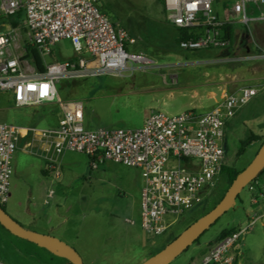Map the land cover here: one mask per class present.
Segmentation results:
<instances>
[{"label": "rangeland", "instance_id": "374dc122", "mask_svg": "<svg viewBox=\"0 0 264 264\" xmlns=\"http://www.w3.org/2000/svg\"><path fill=\"white\" fill-rule=\"evenodd\" d=\"M231 1L215 0L214 12L224 9ZM100 7L111 21L136 38L137 44L129 47L128 52L146 53L156 63V67L147 71L132 73L129 70L124 75L147 76L156 87L139 92L141 78L137 80L134 94L119 98L117 91L124 88L125 82L110 83L107 75L60 80L57 85L60 100H81L86 109V124L92 125L94 130L139 129L150 109L168 114L200 110L208 106V102L203 101L207 97L219 101L225 94L241 87L264 83L260 79L264 76V61H236L239 56H244L248 42L237 52L229 48L187 52L175 47L168 28L163 25L166 14L158 0H101ZM248 12L258 16L264 13V6H249ZM249 27L252 28L253 23ZM21 34L26 47L28 41L24 27ZM78 56L80 54L72 43L63 40L54 48V55L46 60L63 63ZM130 97L133 101L125 103L124 99ZM5 98L6 95L0 92V107ZM4 122L29 125L24 110L19 109L0 111V123ZM253 136L257 139L240 154L242 144ZM263 138L264 89L228 127L224 166L244 171L260 151ZM31 159L29 155H23L18 166L14 160L10 199L2 206L28 230L32 228L36 230L34 232L45 234L53 226L52 235H45L56 237L74 248L84 264L145 263L164 250L171 238L180 236L194 220L213 210L231 186L227 176L221 174L214 186L203 193L199 205L181 218L167 217L168 222L177 221L167 233L152 236L142 228L141 170L113 162L93 168L87 156L72 153L69 154L72 166L61 169L62 177L56 180L44 178L38 168L30 164ZM261 178L264 179V174ZM32 188L34 195L30 194ZM52 189L54 198L46 204V194ZM30 214L37 217L32 226L26 223ZM44 218L49 219V225ZM256 218V223L239 241L234 256L237 264H264V202L254 204L247 188L241 192L233 208L171 264L200 263L218 243L224 230L247 228ZM0 264L71 263L14 236L0 224Z\"/></svg>", "mask_w": 264, "mask_h": 264}, {"label": "built area", "instance_id": "2783aa9c", "mask_svg": "<svg viewBox=\"0 0 264 264\" xmlns=\"http://www.w3.org/2000/svg\"><path fill=\"white\" fill-rule=\"evenodd\" d=\"M167 21L176 28L189 30L196 38L182 40L183 51L228 49L226 24L249 27L264 21L248 12L249 6H264V0H235L229 19L214 12L215 0H164ZM101 0H0V15L13 17L24 13L28 42L37 46L43 59L54 55L63 40L70 41L80 54L74 61L47 64L44 74L31 72L28 60L12 56L13 33L0 35V92L12 96L18 108L58 102L63 115L57 129L20 127L0 123V205L8 203L13 162L21 138L31 135L27 148L47 162V171L59 179L61 158L78 153L98 168L106 162L142 171L141 219L143 230L161 236L202 201L222 173L225 140L230 122L264 89V85L245 86L221 97L207 111L189 110L177 115L152 110L142 128L135 130H87L85 110L80 101L59 99L60 80H77L110 75L123 77L126 71H147L156 67L146 53L132 54L137 44L126 29L102 12ZM253 50L238 62L264 61V47L252 40ZM131 66V67H130ZM36 148V150H35ZM254 204L264 202V179L257 177L246 187ZM52 189L46 204L54 198ZM240 229L218 242L198 264H234V248L244 233L256 223Z\"/></svg>", "mask_w": 264, "mask_h": 264}, {"label": "crops", "instance_id": "0c3cea01", "mask_svg": "<svg viewBox=\"0 0 264 264\" xmlns=\"http://www.w3.org/2000/svg\"><path fill=\"white\" fill-rule=\"evenodd\" d=\"M233 1H235V0H233ZM233 1L226 4L224 9H222L220 11H218V10L215 11V14L219 17V19L224 20V21L229 19L230 5ZM260 6H263V5H259L258 7H260ZM253 15H255V14H253ZM262 15H264V13H261L257 17H261ZM257 22H259V21L253 22V24H255ZM163 25H164V27H166V29L168 28L172 39H175L177 36V31L174 28V26L171 25L167 21V18L165 19V22L163 23ZM235 25L236 26L234 29V36H233V40H232V43H231V46L229 49L232 52H237L243 47L244 44H246L248 42L249 45L247 47H245V51H244V55H246L250 51L253 50L251 43H252L253 39L255 40V35L253 34L251 27H246V26L241 25V24H235ZM22 27H24V26H21L17 29L12 28V26L10 25V23L7 19H3L0 22V34H2V35L7 34V33H13L14 34L15 42H14L13 47H11V49H10V54L12 56L21 57L25 53V44L24 43L26 41L24 40V36L21 34V28ZM26 37H27V41H28L27 33H26ZM69 61H71V60H69ZM45 63L51 64L46 59H45ZM29 65L31 66V72H33L35 74H40L39 72L36 71V69L33 65H31L30 63H29ZM107 76L110 78L109 79L110 83L125 82L124 88H121L117 91L119 93L118 94L119 98H121L122 96H128V95L134 94L136 92L135 87L138 85L137 80L141 79V78H142L143 82H141V84H140L141 87L139 88V92H141V91L147 92V91L151 90L153 87H156V84L150 83L147 76H142V77L137 76V75H131V76L130 75H126V76L124 75L123 77H116V76H110V75H107ZM260 79L264 80V76H263V78H260ZM260 85H264V83H262V84L258 83L257 85H252V86H260ZM101 91H102V89H100L99 92H101ZM3 94L6 95V98L4 99L5 101H4L3 105L0 107V111L7 112L10 110H15V109L24 110V114L26 116V119L28 120L29 125L28 126L20 125V127H36V128H40V129H57L59 127L63 112H62L61 106L58 102L47 103V104H44L41 106H31V107L18 108L15 106L14 100L10 94H8V93H3ZM65 101H80V102H82L81 100H78V99H66L62 102H65ZM128 101H133V99L131 97L124 99L125 103H128ZM203 101L208 102V106H206V108H202V109L199 108L200 110H197V111L207 112V111L213 109L216 106V103L218 102V100L214 101V99H212V97H207ZM57 104L59 105L58 108L55 107V105H57ZM84 110H85V116H86L85 107H84ZM152 110H156V109H150V112ZM150 112H149V114H150ZM180 113H183V112H180ZM180 113H177V114H180ZM149 114L144 119L143 124L145 123V120L147 119ZM177 114H171V115H177ZM233 120L230 122L229 126H231V124L233 123ZM4 123H6V122H4ZM6 124H11V123H6ZM11 125H15V124H11ZM17 126H19V125H17ZM91 126L92 125H90V124H89V126L86 124V118H85V128L87 130L92 131L94 129H92ZM30 140H31V135L20 139V141L18 143V149H17V152L15 154V163L17 162V166H18L19 162H22L21 159H22L23 155H29L30 158H32L30 160V164H32L33 166L35 165L38 168V171L42 174V176L44 178L50 177V178L55 179L46 169L47 162L40 155H38L36 153H31L28 150L27 144L30 142ZM35 150H36V148H35ZM69 154H72V153H65L61 158V169L62 170L70 169V166H72L69 162ZM61 177H62V175H61ZM59 179H56V180H59ZM45 182L46 181L44 180L43 183H45ZM143 184H144V181H143ZM34 192H35V190L33 188L30 189L31 195H34ZM48 192H47V194H48ZM47 194H46V199H47ZM36 218L37 217L35 215L30 214L29 219L26 220L27 225L28 226L35 225ZM44 220H45L44 222L46 223V225H49L48 224L49 219L44 218ZM29 229L33 230L32 228H29ZM53 229H54L53 226L49 227V230H46L45 234L52 235L51 233H52ZM33 231H36V230H33Z\"/></svg>", "mask_w": 264, "mask_h": 264}, {"label": "water", "instance_id": "95a60500", "mask_svg": "<svg viewBox=\"0 0 264 264\" xmlns=\"http://www.w3.org/2000/svg\"><path fill=\"white\" fill-rule=\"evenodd\" d=\"M264 171V144L253 162L236 177L220 203L209 213L190 225L180 236L168 244L164 250L143 264H171L212 225H214L236 203L238 196L254 179ZM0 224L14 236L45 248L53 254L67 259L71 264H84L79 253L60 239L40 234L23 227L0 205Z\"/></svg>", "mask_w": 264, "mask_h": 264}, {"label": "trees", "instance_id": "16d2710c", "mask_svg": "<svg viewBox=\"0 0 264 264\" xmlns=\"http://www.w3.org/2000/svg\"><path fill=\"white\" fill-rule=\"evenodd\" d=\"M160 4L163 5L164 7V13L166 14L167 17V12H166V8H165V1L164 0H158ZM103 12V11H102ZM104 13V12H103ZM3 19H7L10 23V25L12 26V28L17 29L19 27H21L22 22L24 21V13L20 12L18 13L16 16L13 17H4V16H0V22ZM235 24H226L223 28V32L225 34V36L231 41L233 40V36H234V29H235ZM177 31V36L173 41V44L175 45V47H179V44L182 40H187V39H191V38H196L193 33L189 30H183V29H179L174 27ZM252 31L253 34L255 35V40L258 41V43L264 47V22L263 21H259L255 24H253L252 27ZM2 35V34H0ZM180 48V47H179ZM206 51H210V50H206ZM197 52V51H196ZM24 60H28L29 63L31 65H33L36 69L37 72L44 74L47 71V64L45 63V59L42 58L40 51L38 50L37 46L30 44L29 42L27 43L26 47H25V54L23 56ZM77 58H73L71 59V61L76 60ZM257 139L256 136L251 137L247 142H244L242 145V150L240 152V154H242L247 146H250L253 141H255ZM263 144H264V138H263ZM239 154V155H240ZM227 176L230 185L233 183V181L236 179V177L240 174V171H238L235 168H231L228 166H223L222 168V173ZM264 174V171L259 175V177H262V175ZM239 197V196H238ZM3 207V206H2ZM3 209L6 211V209L3 207ZM196 220H194L195 222ZM236 232L235 229L233 230H224L218 237V242L222 241L223 239H225L226 237H228L229 235H231L232 233ZM177 237L175 238H171L168 242V244H170L172 241H174ZM238 245L234 248V251L237 249ZM238 260L237 258H235L234 264H237Z\"/></svg>", "mask_w": 264, "mask_h": 264}]
</instances>
